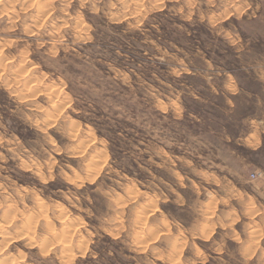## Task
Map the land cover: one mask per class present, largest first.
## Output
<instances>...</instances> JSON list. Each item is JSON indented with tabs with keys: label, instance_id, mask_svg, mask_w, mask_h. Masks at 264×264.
Listing matches in <instances>:
<instances>
[{
	"label": "rangeland",
	"instance_id": "obj_1",
	"mask_svg": "<svg viewBox=\"0 0 264 264\" xmlns=\"http://www.w3.org/2000/svg\"><path fill=\"white\" fill-rule=\"evenodd\" d=\"M0 223V264H264V0H0Z\"/></svg>",
	"mask_w": 264,
	"mask_h": 264
},
{
	"label": "trees",
	"instance_id": "obj_2",
	"mask_svg": "<svg viewBox=\"0 0 264 264\" xmlns=\"http://www.w3.org/2000/svg\"><path fill=\"white\" fill-rule=\"evenodd\" d=\"M117 64H118L119 67H122V66H123L122 63H120V62H118ZM136 64H137V63H136ZM138 64H139V63H138ZM136 67H137V65H136ZM149 76H150V75L148 74V75L145 76V78H146L147 80H150V77H149Z\"/></svg>",
	"mask_w": 264,
	"mask_h": 264
},
{
	"label": "bare ground",
	"instance_id": "obj_3",
	"mask_svg": "<svg viewBox=\"0 0 264 264\" xmlns=\"http://www.w3.org/2000/svg\"><path fill=\"white\" fill-rule=\"evenodd\" d=\"M5 219H7V218H5ZM6 221V220H5ZM0 224H2V223H0ZM1 232V231H0Z\"/></svg>",
	"mask_w": 264,
	"mask_h": 264
}]
</instances>
